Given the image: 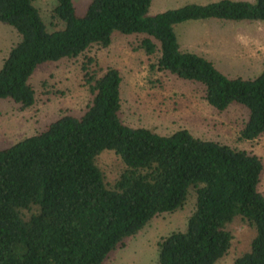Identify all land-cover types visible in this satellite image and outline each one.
Returning <instances> with one entry per match:
<instances>
[{"label":"trees","instance_id":"16d2710c","mask_svg":"<svg viewBox=\"0 0 264 264\" xmlns=\"http://www.w3.org/2000/svg\"><path fill=\"white\" fill-rule=\"evenodd\" d=\"M151 0H90L77 15L73 0H56L49 30L33 0H0V21L18 40L0 68V99L19 110L36 94L29 79L42 63L85 57L90 100L79 115L62 114L41 131L0 148V264H104L152 217L173 212L194 196L183 230L157 241V264H214L232 242L237 220L253 230L234 264H264V169L243 148L193 135L161 134L120 117L122 76L101 68L91 46L107 47L114 31L134 36L135 48L155 57L151 68L199 83L218 111L236 102L246 116L240 140L264 134V65L254 77L229 76L204 56L181 50L173 25L192 20L264 21V0L188 2L147 15ZM110 149L123 167L112 184L96 163Z\"/></svg>","mask_w":264,"mask_h":264},{"label":"rangeland","instance_id":"374dc122","mask_svg":"<svg viewBox=\"0 0 264 264\" xmlns=\"http://www.w3.org/2000/svg\"><path fill=\"white\" fill-rule=\"evenodd\" d=\"M89 1L73 0L77 15L85 13ZM190 1L211 0H151L146 14L176 8ZM33 3L48 29H54L51 9L56 0H33ZM248 22L252 24L245 25ZM173 27L181 45H189L192 51H199L193 46H198L200 39L204 38L220 45L223 53L206 57L226 75L254 77L263 68L264 56L238 62L232 54L231 45L239 41L237 33L256 32V20L192 19L175 23ZM17 40L15 28L0 21V68L10 46ZM134 41V36H123L114 31L113 40L107 47L94 45L86 51L87 55L96 58L99 67L119 69L122 76L120 117L125 123L147 127L161 134L184 127L197 137L246 149L259 156L264 165V134L253 140L238 137L246 116L245 109L232 102L227 109L218 111L205 100L199 83L151 68L155 57H148L143 50L135 48ZM84 62L85 57L79 55L39 64L29 79L36 101L27 109L19 110L13 101L0 99V148L43 130L62 114L82 113L91 97L82 70ZM96 163L108 184L114 182L123 167L122 161L110 149L102 150ZM258 189L264 194V169ZM193 207L194 196L190 193L180 208L155 215L134 235L127 237L123 246L110 251L104 264H157V241L174 230L185 229ZM229 228L233 233L231 246L214 264H234L235 257L248 249L252 228L240 220Z\"/></svg>","mask_w":264,"mask_h":264},{"label":"crops","instance_id":"0c3cea01","mask_svg":"<svg viewBox=\"0 0 264 264\" xmlns=\"http://www.w3.org/2000/svg\"><path fill=\"white\" fill-rule=\"evenodd\" d=\"M211 1H215V0H211ZM211 1H207V2H211ZM246 1H254V0H246ZM190 2L198 3L197 1H190ZM207 2H201V3H207ZM229 21H234V20H229ZM249 24H252V22H248L245 25H249ZM243 32L244 33L242 32L237 33L239 41L237 42V44L233 43L231 45L232 54L235 57V59L237 61L239 60L238 62H249L252 60V57H257L259 55L264 56V23L261 22L260 20H256V32H250V31H243ZM177 41L181 50L192 51L191 49H189L190 48L188 47L189 45L185 43H183L184 46L181 45V42L179 41L178 37H177ZM193 48L198 49L199 51H192V52L198 53L204 56L205 58L209 59L210 61H212V59L206 56H211V54L223 53V49L220 45H215V43L205 38L200 39L198 46H193Z\"/></svg>","mask_w":264,"mask_h":264}]
</instances>
